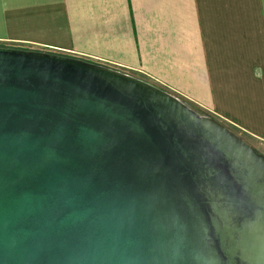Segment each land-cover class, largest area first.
I'll return each instance as SVG.
<instances>
[{
    "label": "water",
    "instance_id": "95a60500",
    "mask_svg": "<svg viewBox=\"0 0 264 264\" xmlns=\"http://www.w3.org/2000/svg\"><path fill=\"white\" fill-rule=\"evenodd\" d=\"M0 264H264V156L142 79L0 46Z\"/></svg>",
    "mask_w": 264,
    "mask_h": 264
},
{
    "label": "crops",
    "instance_id": "0c3cea01",
    "mask_svg": "<svg viewBox=\"0 0 264 264\" xmlns=\"http://www.w3.org/2000/svg\"><path fill=\"white\" fill-rule=\"evenodd\" d=\"M0 46L120 70L264 138V0H0Z\"/></svg>",
    "mask_w": 264,
    "mask_h": 264
},
{
    "label": "built area",
    "instance_id": "2783aa9c",
    "mask_svg": "<svg viewBox=\"0 0 264 264\" xmlns=\"http://www.w3.org/2000/svg\"><path fill=\"white\" fill-rule=\"evenodd\" d=\"M22 49V48H21ZM28 50H34V49H29L28 48ZM39 51V50H38ZM43 52H48V51H43ZM50 53H52V52H50ZM56 54V53H55ZM179 99V98H178ZM184 102V101H183ZM186 103V102H185ZM194 107V106H193ZM239 136L241 135V134H238ZM257 143H258V148L261 150V151H263L264 152V138H258V140H257Z\"/></svg>",
    "mask_w": 264,
    "mask_h": 264
},
{
    "label": "rangeland",
    "instance_id": "374dc122",
    "mask_svg": "<svg viewBox=\"0 0 264 264\" xmlns=\"http://www.w3.org/2000/svg\"><path fill=\"white\" fill-rule=\"evenodd\" d=\"M219 121V120H218ZM222 123V122H221ZM255 149L259 152V153H261L263 156H264V152L263 151H261L257 146L255 147Z\"/></svg>",
    "mask_w": 264,
    "mask_h": 264
}]
</instances>
